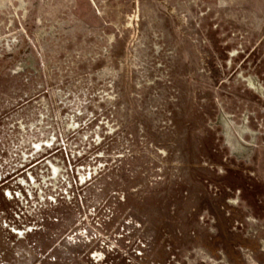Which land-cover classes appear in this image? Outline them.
Here are the masks:
<instances>
[{"label":"rangeland","instance_id":"1","mask_svg":"<svg viewBox=\"0 0 264 264\" xmlns=\"http://www.w3.org/2000/svg\"><path fill=\"white\" fill-rule=\"evenodd\" d=\"M0 256L264 264V0H0Z\"/></svg>","mask_w":264,"mask_h":264},{"label":"built area","instance_id":"2","mask_svg":"<svg viewBox=\"0 0 264 264\" xmlns=\"http://www.w3.org/2000/svg\"><path fill=\"white\" fill-rule=\"evenodd\" d=\"M5 227L8 228V225L6 224ZM1 255H3V253ZM0 258H2V256H0ZM0 264H3V262H0Z\"/></svg>","mask_w":264,"mask_h":264}]
</instances>
